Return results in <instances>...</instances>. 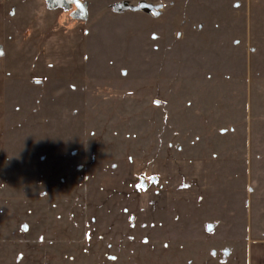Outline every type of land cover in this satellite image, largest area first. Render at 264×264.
Segmentation results:
<instances>
[{
    "label": "rangeland",
    "instance_id": "1",
    "mask_svg": "<svg viewBox=\"0 0 264 264\" xmlns=\"http://www.w3.org/2000/svg\"><path fill=\"white\" fill-rule=\"evenodd\" d=\"M38 1L8 0L0 264H248L264 0Z\"/></svg>",
    "mask_w": 264,
    "mask_h": 264
},
{
    "label": "crops",
    "instance_id": "2",
    "mask_svg": "<svg viewBox=\"0 0 264 264\" xmlns=\"http://www.w3.org/2000/svg\"><path fill=\"white\" fill-rule=\"evenodd\" d=\"M8 4V0H0V162L8 157L7 124L8 86L10 83V77L9 69L7 67V58L3 56L9 37L7 11ZM190 19L188 18L186 20ZM0 260H4V258H0ZM248 264H264V241L251 243L250 248L248 249Z\"/></svg>",
    "mask_w": 264,
    "mask_h": 264
},
{
    "label": "water",
    "instance_id": "3",
    "mask_svg": "<svg viewBox=\"0 0 264 264\" xmlns=\"http://www.w3.org/2000/svg\"><path fill=\"white\" fill-rule=\"evenodd\" d=\"M77 5L80 6L81 4L77 2ZM154 13H156V12H154Z\"/></svg>",
    "mask_w": 264,
    "mask_h": 264
}]
</instances>
